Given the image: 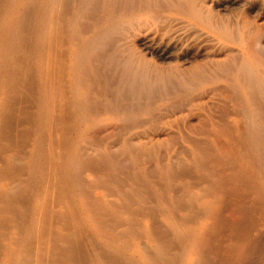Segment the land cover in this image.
I'll use <instances>...</instances> for the list:
<instances>
[{
  "label": "rangeland",
  "instance_id": "rangeland-1",
  "mask_svg": "<svg viewBox=\"0 0 264 264\" xmlns=\"http://www.w3.org/2000/svg\"><path fill=\"white\" fill-rule=\"evenodd\" d=\"M0 49V262L11 236L31 264H143L147 230L179 264L170 215L204 229L201 264H233V239L260 264L264 0H0Z\"/></svg>",
  "mask_w": 264,
  "mask_h": 264
},
{
  "label": "bare ground",
  "instance_id": "bare-ground-1",
  "mask_svg": "<svg viewBox=\"0 0 264 264\" xmlns=\"http://www.w3.org/2000/svg\"><path fill=\"white\" fill-rule=\"evenodd\" d=\"M42 1V0H41ZM52 6V5H51ZM49 9V8H48ZM61 9V8H60ZM11 10V9H10ZM51 10V9H50ZM58 10V9H57ZM42 11V10H41ZM52 11V10H51ZM21 19V18H20ZM61 20V19H60ZM53 21L51 20V23L49 22V26H51V24H53L52 23ZM16 23H18V22H16ZM43 24V23H42ZM58 25V24H57ZM64 25V24H63ZM16 26H17V24H16ZM15 26V27H16ZM29 26V25H28ZM46 26V25H45ZM48 26V27H49ZM53 26V25H52ZM62 26V25H61ZM18 28V27H17ZM46 28V27H45ZM72 28V27H71ZM55 29V28H54ZM63 30V29H62ZM24 31V30H23ZM29 31V30H28ZM50 31V30H49ZM52 31V30H51ZM12 33V32H11ZM15 33V32H14ZM20 33V32H19ZM43 33V32H42ZM48 33V32H47ZM52 33V32H51ZM13 34V33H12ZM10 35V37L11 36H13V35ZM54 34V33H53ZM51 35V34H50ZM49 35V36H50ZM7 36V35H6ZM14 37L16 38V36L14 35ZM55 37V36H54ZM76 37V36H75ZM17 39V38H16ZM45 39V38H44ZM67 39V38H66ZM11 40L13 41L14 39H13V37L11 38ZM49 40H51V39H49ZM12 41H11V43H12ZM25 41V40H24ZM4 45L7 47L6 48V50L8 51V50H13V49H10L9 47L10 46H12V48H13V45H9V46H7L8 45V43L10 42V38L9 37H5V39H4ZM21 42V41H20ZM43 42V41H42ZM10 43V44H11ZM24 43V42H23ZM48 44V43H47ZM3 45V46H4ZM50 45V44H49ZM45 46H46V44H45ZM89 47V46H88ZM23 48V47H22ZM77 50V49H76ZM62 51V50H61ZM6 52V51H5ZM14 52V51H13ZM16 52V51H15ZM18 52V51H17ZM16 52V53H17ZM249 52V51H248ZM24 53V52H23ZM49 53V52H48ZM73 53V52H72ZM254 53V52H253ZM6 55H7V52L5 53ZM43 54V53H42ZM51 54V53H50ZM53 54V53H52ZM12 52H11V57H12ZM46 55H47V53H46ZM74 55V54H73ZM78 55H79V53H78ZM0 56H1V49H0ZM18 56V55H17ZM30 56V55H29ZM62 56V55H61ZM253 56V55H252ZM6 57V56H5ZM10 57V58H11ZM45 57H47V56H45ZM254 57V56H253ZM51 58V57H50ZM21 59V58H20ZM43 59V58H42ZM52 59H53V57H52ZM51 59V60H52ZM75 59V58H74ZM254 60H258V59H255L254 58ZM7 61V60H6ZM56 61H57V59H56ZM259 61V60H258ZM24 62V61H23ZM43 62V61H42ZM50 63V62H49ZM48 63V64H49ZM16 64V63H15ZM13 65V66H16V65ZM7 65V64H6ZM41 65V64H40ZM45 65V64H44ZM60 65V64H59ZM62 65V64H61ZM258 65V64H257ZM255 66V65H254ZM44 67V66H43ZM48 67V66H47ZM51 67V66H50ZM65 67V66H64ZM241 67H242V65H241ZM6 68H8V67H6ZM14 68V67H13ZM45 69V68H44ZM53 69V68H52ZM6 70V69H5ZM12 70V69H11ZM47 71V70H46ZM25 72V71H24ZM44 73V72H43ZM50 73H51V71H50ZM49 73V74H50ZM6 74H8V73H6ZM47 74V73H46ZM52 75V74H51ZM48 76V75H47ZM54 78V77H53ZM256 78V77H255ZM59 79V78H58ZM5 80V79H4ZM257 80V79H256ZM51 81V80H50ZM4 82V81H3ZM45 82V81H44ZM78 82V81H77ZM55 83V82H54ZM60 83V82H59ZM61 84V83H60ZM10 86V85H9ZM5 87V86H4ZM24 87V86H23ZM54 87V86H53ZM51 88V87H50ZM14 92V91H13ZM61 92V91H60ZM10 93V92H9ZM57 95V94H56ZM60 95V94H59ZM65 97V96H64ZM66 99V98H65ZM63 100V99H62ZM63 103V102H62ZM86 104V103H85ZM67 105V104H66ZM77 105V104H76ZM1 108V107H0ZM58 109V108H57ZM87 110V109H86ZM19 111V110H18ZM46 123V122H45ZM5 132V131H4ZM22 134V133H21ZM96 137V136H95ZM244 137V136H243ZM38 139V138H37ZM40 142V141H39ZM36 144V143H35ZM38 145V144H37ZM37 152V151H36ZM48 152V151H47ZM227 152V151H226ZM40 153V152H39ZM51 152H49V154H50ZM79 153V152H78ZM41 155V154H40ZM42 156V155H41ZM60 156V155H59ZM72 156V155H71ZM40 157V156H39ZM258 157V156H257ZM18 158V157H17ZM33 158V157H32ZM44 158V157H43ZM34 159V158H33ZM46 159V158H45ZM48 159H50V158H48ZM236 159V158H235ZM47 160V159H46ZM242 160V159H241ZM246 160V159H245ZM247 160H249V159H247ZM14 161V160H13ZM40 161V160H39ZM196 162V161H195ZM246 162H248V161H246ZM32 163H34V162H32ZM51 163V162H50ZM13 164V163H12ZM47 164H48V162H47ZM31 165V164H30ZM51 165V164H50ZM54 166V165H53ZM57 168V167H56ZM262 168V167H261ZM12 170V169H11ZM64 170V169H63ZM261 172V171H260ZM64 173V172H63ZM197 174V173H196ZM202 174V173H201ZM45 175V174H44ZM245 175V174H244ZM12 176V175H11ZM254 176V175H253ZM258 176V175H257ZM259 176H260V174H259ZM20 177V176H19ZM35 177V176H34ZM262 177V176H261ZM260 177V178H261ZM264 177V176H263ZM51 178V177H50ZM60 178V177H59ZM244 179V178H243ZM262 181H263V179H261ZM28 181V180H27ZM26 181V182H27ZM64 181V180H63ZM7 182H9V181H7ZM30 182V181H29ZM251 182V181H250ZM249 182V183H250ZM256 182V181H255ZM258 182V181H257ZM26 184V183H25ZM149 184V183H148ZM189 184V183H188ZM254 184V183H253ZM262 184V182L260 183V185L259 186H257V187H255L256 189H254V197H258L259 199H261V201L262 200H264V185H261ZM29 185V184H28ZM65 185V184H64ZM67 185V184H66ZM243 185V184H242ZM250 186H251V183L249 184ZM27 186V185H26ZM30 186V185H29ZM33 186V185H32ZM203 186V185H202ZM211 186V185H210ZM209 187V186H208ZM254 187V186H253ZM207 188V187H206ZM224 188V187H223ZM251 188V187H250ZM19 189L20 188H18V191H19ZM162 189V188H161ZM209 189V188H208ZM252 189V188H251ZM23 190H26V189H23ZM57 190V189H56ZM202 191V190H201ZM204 191V190H203ZM207 191V190H206ZM206 191L204 192V193H201L202 195L203 194H205V195H207V193H206ZM212 191V190H211ZM253 191V190H252ZM21 192H22V190H21ZM24 192V191H23ZM49 192V191H48ZM19 193V192H18ZM42 193V192H41ZM199 193V192H198ZM208 193H209V190H208ZM52 194V193H51ZM150 194V193H149ZM211 194V193H210ZM209 194V195H210ZM7 195V194H6ZM11 195L12 194H10V196L8 195V197L9 198H11ZM20 195V194H19ZM41 195V194H40ZM49 195V194H48ZM215 195V194H214ZM252 195V194H251ZM1 196V195H0ZM3 196H4V194H3ZM16 196V195H15ZM58 196V195H57ZM60 196V195H59ZM199 196V195H198ZM216 196V195H215ZM253 196V195H252ZM8 197H6V198H8ZM19 197V196H18ZM149 197V196H148ZM190 197V196H189ZM218 197V196H217ZM4 198H5V196H4ZM5 198V199H6ZM56 198V197H55ZM60 199V198H59ZM142 199V198H141ZM215 198H213V200H214ZM217 199V198H216ZM0 200H3V199H1L0 198ZM12 200V199H11ZM150 200V199H149ZM197 200V199H196ZM212 200V201H213ZM59 201V200H58ZM180 201V200H179ZM212 201L210 200V199H207V197H204V196H201L200 198H198V200H197V203H198V205H199V207H200V209H201V212L204 214V215H207V211H209V210H211L210 208H211V206H212ZM215 201V200H214ZM3 201H1V203H2ZM148 202V201H147ZM217 202V201H216ZM252 202H254V201H252ZM258 202H260V200L258 201ZM4 203V202H3ZM9 203V202H8ZM12 203V202H11ZM72 203V202H71ZM104 203V202H103ZM263 202H261V204H262ZM254 204H255V202H254ZM260 204V203H259ZM10 204H8V206H9ZM215 205V204H214ZM221 205V204H220ZM12 206H14V205H12ZM216 206V205H215ZM5 207V206H4ZM217 207V206H216ZM252 207V206H251ZM254 207H255V205H254ZM253 207V208H254ZM10 208H11V206H10ZM7 209L8 211H9V215L10 214H12V213H10V210L11 209ZM123 208V207H122ZM144 208V207H143ZM151 208V207H150ZM162 208V207H161ZM180 208V207H179ZM238 208L240 209V211H242V213H245V211H246V208L247 209H249V206L247 207H243V204L241 205V204H239L238 205ZM21 209H23V208H21ZM41 209V208H40ZM128 209V208H127ZM133 209V208H132ZM163 209V208H162ZM255 209V208H254ZM5 210V209H4ZM3 210V211H4ZM60 210V209H59ZM70 210V209H69ZM165 210V209H164ZM250 210H251V208H250ZM6 211V210H5ZM14 211V210H13ZM117 212H118V210H116ZM166 211V210H165ZM244 211V212H243ZM249 211V210H248ZM254 211V210H253ZM39 212V211H38ZM37 212V213H38ZM138 212V211H137ZM252 212V211H251ZM250 212V213H251ZM60 213V212H59ZM66 213V212H65ZM191 213V212H190ZM210 213V212H209ZM254 213H255V211H254ZM6 214H7V212H6ZM53 214H54V212H53ZM115 214H117V213H115ZM169 214V213H168ZM211 214V213H210ZM248 214V213H247ZM247 214H245L246 216H248ZM5 215V214H4ZM14 215V214H13ZM42 215V214H41ZM40 215V216H41ZM55 215V214H54ZM57 215V214H56ZM72 215V214H71ZM70 215V216H71ZM203 215V216H204ZM214 215V214H213ZM15 216V215H14ZM26 215H24V217H25ZM39 216V215H38ZM53 216V215H52ZM112 216V215H111ZM115 216V215H114ZM10 217V216H9ZM42 217V216H41ZM41 217L39 218V219H41ZM44 217H46V216H44ZM116 217H118L117 215H116ZM129 217V216H128ZM128 217H126L127 219H128ZM175 217V216H174ZM250 217V216H249ZM248 217V218H249ZM4 218H5V216H4ZM3 218V219H4ZM6 218H8V217H6ZM59 218H61L60 217V215H59ZM65 218V217H64ZM166 218H167V224L170 226L169 228L170 229H172L173 230V232L172 233H174L175 235H173L174 236V239L178 242V243H180V245H182V249L178 252V253H176V259H178V261H179V264H201V260L203 259L201 256H200V251H199V249H200V246L202 245L201 243L203 242V240L205 239H203V234H202V230H204V229H202V228H190V227H182L180 224L178 225V224H176L177 222L176 221H174L171 217H170V215H167L166 216ZM182 219H180V220H183V217H181ZM11 219L13 220V219H16L15 217H11ZM76 219V218H75ZM121 219V218H120ZM127 219H124V220H126L127 221ZM130 219V218H129ZM252 219H253V216H252ZM6 220V219H5ZM38 220V219H37ZM60 220V219H59ZM117 220H119V219H117ZM189 220V219H188ZM95 221V220H94ZM97 221V220H96ZM125 221V222H126ZM132 221V220H131ZM130 221V222H131ZM34 222H35V220H34ZM37 222H39V221H37ZM37 222H36V226H37ZM121 222H122V220H121ZM130 222H126V227H128L127 229H129V231L128 232H131L130 231V229H131V227H132V223L130 224ZM176 222V223H175ZM212 222V221H211ZM216 222H218V221H216ZM13 223H15V221L14 222H12V225H13ZM18 223V222H17ZM16 223V224H17ZM31 222H29V224H30ZM61 223V222H60ZM77 223V222H76ZM164 223V222H163ZM182 223V222H181ZM249 223H252V221L251 222H249ZM262 223V222H261ZM8 224V223H7ZM19 224V223H18ZM34 224V223H33ZM119 224V223H118ZM165 224V223H164ZM34 225V226H35ZM41 225H43V223L41 222ZM80 225V224H79ZM96 225H98L97 227H101V226H99V223L98 224H96ZM106 225V224H105ZM250 225V224H249ZM251 225H253V226H255L254 224H251ZM251 225H250V227H251ZM31 226H33V225H31L30 224V227ZM36 226H35V228H34V230L36 229ZM38 226H40V225H38ZM186 226V225H185ZM209 226V225H208ZM13 227V226H12ZM94 227H95V225H94ZM126 227H125V229H126ZM135 227V226H134ZM133 227V228H134ZM247 227V226H246ZM32 228V227H31ZM42 228V227H41ZM98 228V229H99ZM110 228V227H109ZM166 228H167V225H166ZM222 228V227H221ZM257 228H258V226H257ZM262 228H263V223H262ZM22 229V228H21ZM27 229H28V227H27ZM39 229H40V227H39ZM43 229H44V227H43ZM138 229V228H137ZM244 229V228H243ZM243 229H241L240 228V230H243ZM249 229V228H248ZM254 229H256V227L254 228ZM261 229V228H260ZM17 230V229H16ZM31 230V229H30ZM41 230V229H40ZM95 230H97L96 228H95ZM101 230V229H100ZM100 230H99V232H100ZM111 230V229H110ZM132 230V229H131ZM239 230V231H240ZM245 230L246 231H248L246 228H245ZM250 230V229H249ZM71 231V230H70ZM81 231V230H80ZM141 232H142V235L144 236V237H146L148 240H149V243L151 242V245H152V248L154 249V251H155V253H156V256H157V258L156 259H154L152 256V259H150L147 255H144V252H143V250L141 249L140 250V248H139V250L138 249H134V252H135V254H133L132 253V255L134 256H138V258L141 260V262L143 263V264H159V263H161L162 261H163V257H164V255H163V252H162V246L160 247V242H157V238L155 239L154 238V235L152 234V233H150L149 231H147V230H140ZM139 231V232H140ZM244 231V230H243ZM253 231V230H252ZM261 231L264 233V231L261 229ZM260 231V232H261ZM4 232H5V230H4ZM7 232V231H6ZM18 232V231H17ZM27 232H29V231H27ZM27 232H26V230H25V234L27 235ZM30 232H32V231H30ZM29 232V233H30ZM42 232V231H41ZM72 232V231H71ZM97 233H98V231H96ZM120 232V231H119ZM165 232V231H164ZM242 232V231H241ZM258 231H256V233H257ZM260 232L258 233L259 234V236H261V237H257V236H253L254 238L256 237L257 238V240H260L261 238H263L264 237V234H262L263 235V237H262V235H260ZM261 232V233H262ZM68 233V232H67ZM81 233V232H80ZM112 233H115V235H117L116 234V232H112ZM135 233V232H134ZM166 233V232H165ZM171 233V234H172ZM244 234H246L247 236H248V234L250 233V232H248V233H245V232H243ZM31 235L33 234V233H30ZM36 234V233H35ZM104 234V233H103ZM131 234V233H130ZM140 234V233H139ZM241 234V233H240ZM243 234V235H244ZM22 235V234H21ZM31 235L29 236V237H31ZM46 235V234H45ZM73 235V234H72ZM80 235H82V234H80ZM132 235V234H131ZM133 235H135V234H133ZM141 235V234H140ZM141 235V236H142ZM250 235H252V234H250ZM3 236V235H2ZM32 236H34V235H32ZM43 236V235H42ZM41 236V237H42ZM49 236V235H48ZM68 236V235H67ZM107 236V235H106ZM161 236V235H160ZM240 236H242V235H240ZM4 237H5V235H4ZM27 238H28V236H26ZM25 237V238H26ZM52 237V236H51ZM65 237V236H64ZM71 237V236H70ZM132 237H134V236H132ZM157 237V236H156ZM243 237H245V235L243 236ZM243 237H241V238H243ZM249 237V236H248ZM247 237V238H248ZM252 236H251V239L253 238ZM1 238V237H0ZM68 238H69V236H68ZM119 238H121V236L120 237H118V238H114V241H112L111 243L114 245V248H115V251H119L120 250V248L121 247H123V246H125V245H127V240L124 238V239H119ZM130 238V237H129ZM246 238V237H245ZM247 238H246V241H252V240H250V238H249V240H247ZM22 239V238H21ZM44 239V238H43ZM62 239V238H61ZM108 239H110L109 237H108ZM163 239V238H162ZM223 239V238H222ZM231 239V238H230ZM233 239V238H232ZM231 239V240H232ZM236 239V238H235ZM238 239H240L239 237H238ZM5 240H6V243H4V244H6V246L5 245H3V246H5L4 248L3 247H1V248H3V256H2V259H1V262H0V264H28L29 263V261H27V256H28V254H27V252H26V250L24 249V244L25 243H22V242H19V243H17V241H15V239L13 238V237H11V236H8L7 238H5ZM25 240V239H24ZM31 240V239H30ZM74 240V239H73ZM206 240V239H205ZM221 240V239H220ZM234 240V239H233ZM232 240V241H233ZM237 240V239H236ZM28 241V240H27ZM50 241V240H49ZM65 241H66V239H65ZM230 241V240H229ZM228 241V242H229ZM230 242V243H232L233 244V247L231 248V249H233V250H231L233 253H230L229 251H227L226 249H224V251L226 250L227 252L226 253H229V255H231V254H233V257L236 259V261H234L233 262V264H236L237 263V261H238V257H241L240 255H241V253H242V248L240 247L241 246V243L240 242H243L244 241V239H243V241H242V239L240 240V242H238L239 240H237V241H234V243L233 242ZM254 241H255V239H254ZM25 242V241H24ZM36 242H38V241H36ZM206 242H208V241H206ZM235 242H237V244L238 245H236V243ZM245 242V241H244ZM243 242V243H244ZM256 242V241H255ZM27 243V242H26ZM47 243H48V241H47ZM141 243V242H140ZM164 243V242H163ZM216 243V242H215ZM227 243V242H226ZM229 243V244H230ZM242 243V245H244ZM249 243H251V242H249ZM131 244V243H130ZM137 244V243H136ZM218 244V243H217ZM228 244V243H227ZM246 244H247V242H246ZM260 244V243H259ZM47 245V244H46ZM62 245H64V244H62ZM74 245V244H73ZM106 245V244H105ZM248 245H250V244H248ZM254 243H253V247H254ZM1 246V245H0ZM28 246V245H27ZM30 246V245H29ZM127 246H129V245H127ZM168 246V245H167ZM225 246V245H224ZM229 246V245H228ZM231 246V245H230ZM229 246V247H230ZM251 246V245H250ZM249 246V247H250ZM258 246V245H257ZM262 246V245H261ZM66 247V246H65ZM126 247V246H125ZM142 247V246H141ZM244 247H245V250H247L246 248H248V247H246V245H244ZM260 247V246H259ZM61 248V247H60ZM69 248V247H68ZM136 248V247H135ZM165 248V247H164ZM226 248V247H225ZM252 248V247H251ZM38 249V248H37ZM121 249H123V248H121ZM150 249V248H149ZM248 249H250V248H248ZM254 249V248H253ZM257 249H259V248H257ZM264 248H262L261 247V250H263ZM29 250V249H28ZM151 250V249H150ZM245 250H243L244 252H245ZM251 250V249H250ZM250 250H247V251H249L250 253H251V251ZM255 250V249H254ZM260 250V251H261ZM40 251V250H39ZM44 251V250H43ZM67 251H70L69 249L67 250ZM164 251H165V249H164ZM259 250H258V252L260 253V255L263 253H261ZM106 252V251H105ZM123 252V251H122ZM148 252V251H147ZM214 252V251H213ZM248 252V253H249ZM1 253V254H2ZM35 253V252H34ZM41 253V252H40ZM52 253V252H51ZM50 253V254H51ZM70 253V252H69ZM116 253V252H115ZM248 253H247V255H248ZM252 253H253V251H252ZM259 253H257V255L259 254ZM71 254V253H70ZM70 254H67L68 255V257H69V255ZM97 254V253H96ZM99 254V253H98ZM120 254H121V252H120ZM146 254V253H145ZM255 254V253H254ZM30 255V254H29ZM76 255V254H75ZM149 255V254H148ZM152 255V254H151ZM162 255H163V257H162ZM227 255V254H226ZM229 255H228V257H229ZM244 255H246V254H244ZM246 255V256H247ZM256 255V254H255ZM264 255V254H263ZM263 255H261L262 257H263ZM35 256H37V254L35 255ZM119 256V255H118ZM170 256V255H169ZM243 256V255H242ZM260 256V257H261ZM38 257V256H37ZM114 257V256H113ZM120 257V256H119ZM125 257V256H124ZM228 257H226L227 259H228ZM257 257V256H256ZM254 258V259H256V260H258V258H259V256H258V258ZM261 257V258H262ZM34 258V257H33ZM72 258V257H71ZM129 258V257H128ZM134 258V257H133ZM168 258V257H167ZM215 258V257H214ZM232 258V257H231ZM242 258V257H241ZM240 258V260H242ZM249 258V257H248ZM99 258H97V260H98ZM124 259V258H123ZM130 259V261H131V263L132 264H137V260L135 261L134 259H132V258H129ZM128 259V260H129ZM136 259V258H135ZM170 259V258H169ZM234 259V260H235ZM245 259V258H244ZM263 260H264V258H262ZM260 260L259 262H260V264H263L264 263V261L263 260ZM29 260V259H28ZM96 260V261H97ZM125 260V259H124ZM165 257H164V262H165ZM231 263H232V261H233V259L232 260H230V259H228ZM227 260V261H228ZM48 261V260H47ZM53 261V260H52ZM74 261V260H73ZM94 262V264H100V262L99 261H97V262ZM103 261V260H102ZM134 261V262H133ZM161 261V262H160ZM168 261H170L171 262V260H168ZM203 261H204V259H203ZM226 261V262H227ZM262 261H263V263H262ZM138 262H139V260H138ZM173 262V261H172ZM239 262V261H238ZM258 262V263H259ZM59 263V262H58ZM246 263V262H245ZM244 263V264H245ZM249 263H250V261H249ZM252 263V262H251ZM250 263V264H251ZM254 263H255V261H254ZM29 264H31V263H29ZM61 264V263H60ZM67 264H69V263H67ZM139 264H140V262H139ZM229 264V263H228Z\"/></svg>",
  "mask_w": 264,
  "mask_h": 264
}]
</instances>
